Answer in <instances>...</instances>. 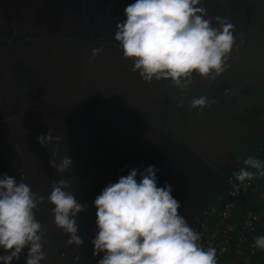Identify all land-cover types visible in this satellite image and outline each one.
I'll return each instance as SVG.
<instances>
[{
    "label": "crops",
    "instance_id": "crops-1",
    "mask_svg": "<svg viewBox=\"0 0 264 264\" xmlns=\"http://www.w3.org/2000/svg\"><path fill=\"white\" fill-rule=\"evenodd\" d=\"M134 2L0 0V30L10 29L4 37L8 41L0 42V126L20 152L23 182L44 197L34 210L43 227L46 258L41 264H66L78 254L85 255L81 264H98L103 253L93 255L92 241L98 233L94 200L130 170H139V180V172L146 168L140 159L108 158L136 155L152 143L162 115L161 80L145 82L133 71L134 62L123 56L120 45L110 47L105 42L93 45L89 43L92 41L72 35L73 30L88 22L100 19L104 22L100 12L106 15L116 11L117 16L106 19L113 23L111 27L117 28L126 19L124 9ZM201 5L207 12L205 18L212 20L213 27L220 28L215 18H224L225 11L202 2ZM95 12L100 15L93 19L90 16ZM233 14L234 27L240 28L245 36L239 38L240 43H236L228 58L230 67L224 82L216 78L210 80L209 88H201V77L194 73L193 88L182 91L169 79L172 107L190 108L191 100L200 96L214 99V105L209 102L205 108L220 111L212 118L208 127L211 137L202 141L200 152H208L207 159L211 162L215 151L209 148L219 141L218 148L225 141L224 153L228 159L231 157L227 163L232 168L257 147L259 140L253 142L255 138L246 128L250 125L253 131L261 128V134L264 130V7L248 3L236 6ZM27 28L40 30L39 35H20L16 31ZM94 48L101 49L95 57ZM120 90L133 95L129 106L121 104L120 97H106L111 93L120 95ZM178 98L181 100L175 101ZM49 129L61 139L42 147L37 137L47 136ZM221 133L227 134L228 139L219 137ZM262 146L263 152L261 145L259 150L264 161ZM236 148L244 151H234ZM66 156L72 161L67 171L53 167ZM4 174L9 175V168L0 153V176ZM61 179L70 183L69 190L86 206V211L75 217L77 235L83 240L79 247L67 243L70 235L55 225L54 206L47 200ZM257 179L264 190V177ZM25 252L27 257V248Z\"/></svg>",
    "mask_w": 264,
    "mask_h": 264
},
{
    "label": "clouds",
    "instance_id": "clouds-1",
    "mask_svg": "<svg viewBox=\"0 0 264 264\" xmlns=\"http://www.w3.org/2000/svg\"><path fill=\"white\" fill-rule=\"evenodd\" d=\"M124 13L126 19L117 24L114 38L145 82L170 79L183 91L194 73L215 80L230 67L228 58L236 46L233 25L216 17L220 28L213 27L201 0H135ZM100 51L92 49V56ZM208 104L209 97L200 96L191 100L190 108L202 110ZM60 139L51 129L47 136L37 137L42 147ZM242 163L244 167L233 173L238 181L264 177V161L250 156ZM71 164L66 156L53 167L65 172ZM138 171L130 170L94 200L98 233L92 241L93 255L103 253L98 264H218L216 249L202 247L200 235L180 215L172 185L158 187L159 169L146 167L139 180ZM70 187L68 181L59 180L47 200L54 206L55 225L70 235L67 243L79 247L83 240L77 235L75 217L86 206ZM43 201L29 184L0 176V248L10 253L0 256L4 264L18 260L25 248L26 264H41L46 258L43 227L34 211ZM254 247L264 251V236L255 238Z\"/></svg>",
    "mask_w": 264,
    "mask_h": 264
},
{
    "label": "water",
    "instance_id": "water-1",
    "mask_svg": "<svg viewBox=\"0 0 264 264\" xmlns=\"http://www.w3.org/2000/svg\"><path fill=\"white\" fill-rule=\"evenodd\" d=\"M252 1L264 4V0ZM217 2L220 1L206 0L204 1V4L209 5L208 3H210V5L213 6L217 5ZM224 2L226 13L229 14L227 10L229 8L228 0H224L223 3ZM234 9L235 7L233 8V10ZM100 13L104 18V22H102L101 19L100 21L98 20L99 22H88L82 28L75 29L74 31L76 32V34H74V31H72V35H74L73 38L80 39V37L85 36L84 33L99 35L98 32H101L102 35H99L101 36L99 37L100 39L95 41L118 45L119 42H110L111 38H105L108 36V34L116 32L117 30V28L111 27L113 23L110 22L114 16H117V12H110L106 15H104L102 12ZM100 13L95 12L90 17H92L93 19L98 18ZM123 15L125 14L123 13ZM106 18H110L111 20L109 21ZM36 30L38 32H36L34 36L39 35L40 30ZM85 40L94 41L88 39ZM161 92L163 104L162 115L159 126L154 131L155 137L152 143L146 149H142L140 153L136 155H123L121 157L115 156L110 157L108 159H140L146 167L154 166L156 169H159V171L156 173L158 178V187H163L165 184L172 185V195L181 204L179 213L180 215L185 217L187 221H189L195 215H197L205 206L212 204L216 200V198L223 192V189L226 185V179L231 175V173L237 171L240 167L244 166L242 163L244 159L250 156L254 157L260 145L262 144L264 138V130L261 134V137L259 138L257 147L252 152V154L244 159H240L239 165L231 173H223L221 170L217 169L213 164H211V162L208 161V152L201 154V152H199L197 149L199 146L201 147L203 143L199 139L203 130L200 131L199 137L193 146L185 143L183 140L179 139L169 131L167 126L169 115V95L167 81L164 79H161ZM216 143H213V145L209 148V151L216 152L218 150L220 146L216 148V145H218V143L220 142L218 141ZM243 143L245 144V142ZM0 153L7 163V166L9 168V175L14 177L17 183L23 182V162L21 159L20 152L16 144L1 126ZM218 158L225 157L221 156ZM221 162L222 161H220L219 163ZM0 264H3L2 260H0Z\"/></svg>",
    "mask_w": 264,
    "mask_h": 264
},
{
    "label": "built area",
    "instance_id": "built-area-1",
    "mask_svg": "<svg viewBox=\"0 0 264 264\" xmlns=\"http://www.w3.org/2000/svg\"><path fill=\"white\" fill-rule=\"evenodd\" d=\"M259 149L254 157L261 160ZM233 173L226 179L227 191L187 223L200 235L202 247L216 249L218 264H264V251L254 247L255 238L264 236V190L257 178L240 182ZM0 249L1 256L10 254ZM84 256L74 255L66 264H81ZM26 259L24 249L11 264Z\"/></svg>",
    "mask_w": 264,
    "mask_h": 264
},
{
    "label": "trees",
    "instance_id": "trees-1",
    "mask_svg": "<svg viewBox=\"0 0 264 264\" xmlns=\"http://www.w3.org/2000/svg\"><path fill=\"white\" fill-rule=\"evenodd\" d=\"M203 1H206V0H203ZM219 1L221 3H223L224 0H219ZM214 3H215V1H214ZM248 3H253V4H256V5H259V6H264V4L256 2V1H252V0H228V7L229 8L227 10H228L229 14L226 13V8L225 7L223 8V7H219L218 6L219 10H221L222 12L225 11V17L222 18V19L226 20L228 23H231L233 25V29L232 30H233V34H234V37H235V40H236L237 44L240 43V42H238L239 38H241L242 36H245V35H243V33H242L243 31L240 30V28L234 27V23H233L234 19L232 17V15L234 16L233 8L236 7L237 5H244V4H248ZM230 6H231V9H230ZM246 35L250 36L248 34H246ZM251 36L255 37V34L251 35ZM89 43H93V45H94V44H101L103 42H101V41H92V42H89ZM106 46L117 47L118 45L107 44ZM229 61H228V63H230ZM225 72L221 76L217 77V81L218 82L219 81H223L224 82V75H226ZM194 79L195 78H193V80H192V84L194 83ZM166 81H167L168 94H169V115H168V125H167L169 131L171 133H173L176 137H178L179 139L183 140L185 143H187V144H189L191 146H193L195 144V142L197 141L201 130H203V132L201 133V136L199 138L200 141H203L204 139L210 138L211 136L208 133V127L210 126V124L212 122L213 116L216 113H218L220 110L218 111L214 107L213 108H211V107L203 108L202 110L201 109H192V108H175V107H172V101H174V98L172 99L170 97V81L169 80H166ZM171 84H172V81H171ZM192 84L190 85L189 88H193ZM209 86H210V79L201 78V88H209ZM219 86L220 85H218V87ZM196 88H198L197 83H196ZM170 100H171V102H170ZM179 100H181V98H178L175 101H179ZM213 100L214 99H210L209 100L211 105H214V103H212ZM209 113H211V116H210V119L208 120V122L206 123V120L208 119ZM184 119L187 120V121L190 120L191 122L190 123H182V121ZM246 130H247V132L249 130L250 136L255 138L253 142H257L259 140V138L261 136V130H262L261 128L258 131L257 130L253 131V128H251V125H250L248 128H246ZM219 137H221V138H225L226 137L228 139V136L225 133H221L219 135ZM242 142H246V141L243 140ZM225 143L226 142L224 141L223 145L220 146L218 148V150L214 153V155L219 154V157L224 156L225 158H217V160L221 159L222 162L221 163H217L215 165H219L217 168L219 170H221L223 173H231L239 165V162H236L233 165L234 166L233 168L230 165H228L227 162L230 160V158L228 159V157L225 156V153H224L225 152V150H224L225 147H223L225 145ZM262 145H264V141L261 144V150L263 152V146ZM147 147H145L144 149H146ZM197 149L200 152V146ZM234 151H244V149L243 148H236V149H234ZM253 151H254V149H253ZM253 151H251V152H253ZM220 167H225L226 170H222ZM226 191H227V187L225 186L224 189H223V192H226Z\"/></svg>",
    "mask_w": 264,
    "mask_h": 264
},
{
    "label": "rangeland",
    "instance_id": "rangeland-1",
    "mask_svg": "<svg viewBox=\"0 0 264 264\" xmlns=\"http://www.w3.org/2000/svg\"><path fill=\"white\" fill-rule=\"evenodd\" d=\"M201 2L202 3H204V1L203 0H201ZM209 5H210V3H208ZM213 6H216L217 8H218V6L219 7H223L224 8V6H225V2L224 3H221V2H217V5H213ZM20 35H26V36H33L34 37V35L36 34V32H38L36 29H30V28H27V29H18V30H16ZM74 31V30H73ZM114 31V30H113ZM21 32V33H20ZM24 32V33H23ZM40 32V31H39ZM63 33H65V34H69V32L68 31H62ZM99 33V35H102L101 34V32H98ZM74 34H76V32L74 31ZM81 35V34H80ZM84 35L85 36H82V37H80V39L81 40H85V39H88V40H99L100 38L99 37H101V36H99L98 34H90V33H84ZM105 37V36H104ZM115 32H113V33H111V34H108V36L107 37H105V38H111V41L110 42H115L116 40H115ZM119 45V44H118ZM120 95H115V94H113V93H111L109 96H106V97H111V96H113V97H115L116 99H118L119 97L121 98V104H123V105H125V106H129V103H130V101H132V100H134V99H132V100H130L131 98H133V95H131V94H129V93H127V92H124V91H122V90H120ZM148 100V99H147ZM126 108V107H125ZM209 130V129H208ZM215 139H217L218 140V138H217V136H215L214 137ZM137 145H140V144H136V146ZM219 154H217V155H213V156H211L210 157V160H211V162L212 163H215V164H217V163H219L220 161H221V159H218L217 160V156H218ZM217 160V161H216ZM216 166V165H215Z\"/></svg>",
    "mask_w": 264,
    "mask_h": 264
},
{
    "label": "flooded vegetation",
    "instance_id": "flooded-vegetation-1",
    "mask_svg": "<svg viewBox=\"0 0 264 264\" xmlns=\"http://www.w3.org/2000/svg\"><path fill=\"white\" fill-rule=\"evenodd\" d=\"M0 31L2 32V33H0V42L6 43L8 40H6L4 37L9 34L10 29L9 30H0ZM9 42H10V40H9Z\"/></svg>",
    "mask_w": 264,
    "mask_h": 264
}]
</instances>
